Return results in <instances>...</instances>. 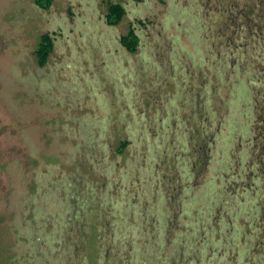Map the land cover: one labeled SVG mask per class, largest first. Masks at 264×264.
<instances>
[{
  "label": "rangeland",
  "instance_id": "1",
  "mask_svg": "<svg viewBox=\"0 0 264 264\" xmlns=\"http://www.w3.org/2000/svg\"><path fill=\"white\" fill-rule=\"evenodd\" d=\"M0 264H264V0H0Z\"/></svg>",
  "mask_w": 264,
  "mask_h": 264
},
{
  "label": "trees",
  "instance_id": "2",
  "mask_svg": "<svg viewBox=\"0 0 264 264\" xmlns=\"http://www.w3.org/2000/svg\"><path fill=\"white\" fill-rule=\"evenodd\" d=\"M53 1L54 0H34V3L41 10H48L51 7ZM125 14L126 10L121 3L106 2L105 19L108 26H118L123 20ZM120 44L127 50V52L131 54H134L137 51L139 38L137 37L134 28L129 26L127 32L120 37ZM53 48V36H51L49 33L40 35L35 49L37 64L40 68L47 65L48 59L53 52ZM127 146V141L121 142L118 147V153H122Z\"/></svg>",
  "mask_w": 264,
  "mask_h": 264
},
{
  "label": "flooded vegetation",
  "instance_id": "3",
  "mask_svg": "<svg viewBox=\"0 0 264 264\" xmlns=\"http://www.w3.org/2000/svg\"><path fill=\"white\" fill-rule=\"evenodd\" d=\"M137 35V34H136ZM137 37L139 38V36L137 35ZM54 40V39H53ZM139 42H140V38H139Z\"/></svg>",
  "mask_w": 264,
  "mask_h": 264
}]
</instances>
